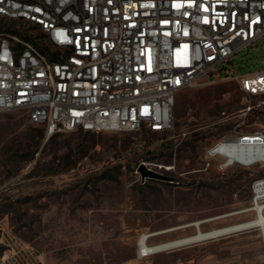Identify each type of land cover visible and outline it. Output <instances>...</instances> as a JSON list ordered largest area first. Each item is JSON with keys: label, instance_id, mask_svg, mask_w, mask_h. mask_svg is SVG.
Returning <instances> with one entry per match:
<instances>
[{"label": "rangeland", "instance_id": "374dc122", "mask_svg": "<svg viewBox=\"0 0 264 264\" xmlns=\"http://www.w3.org/2000/svg\"><path fill=\"white\" fill-rule=\"evenodd\" d=\"M0 22L32 28L19 20ZM224 65L234 74L264 70V36ZM248 105L255 109L244 114ZM263 127L264 94L249 95L233 79L180 91L174 128L161 132L47 135L24 110L0 112V249L2 240L16 236L33 245L44 264H264L258 226L138 256L144 233L196 220L208 230L258 215L251 198L264 163L220 170L225 158L210 150L223 138ZM145 163L171 179L143 178L139 167ZM196 229L179 227L149 243Z\"/></svg>", "mask_w": 264, "mask_h": 264}, {"label": "built area", "instance_id": "2783aa9c", "mask_svg": "<svg viewBox=\"0 0 264 264\" xmlns=\"http://www.w3.org/2000/svg\"><path fill=\"white\" fill-rule=\"evenodd\" d=\"M0 19L32 27L0 30V112L24 110L47 135L171 130L178 93L203 82L233 79L264 94V70L224 65L264 36V0H0ZM254 133L264 141V127ZM223 157L220 170L242 164ZM260 203L264 177L253 183L251 208ZM2 243L0 264L45 263L21 238Z\"/></svg>", "mask_w": 264, "mask_h": 264}, {"label": "bare ground", "instance_id": "6f19581e", "mask_svg": "<svg viewBox=\"0 0 264 264\" xmlns=\"http://www.w3.org/2000/svg\"><path fill=\"white\" fill-rule=\"evenodd\" d=\"M247 135L249 136L244 143H242V136ZM261 136H264V133H260ZM257 133H246L241 136H237L234 139H228L225 143L217 146L215 149L211 150L214 151H221L222 155L226 157V163H231L232 161H239L242 164H253L256 162L264 163V141H260ZM264 204H259L257 206L258 215L255 218L229 224L223 227H215L212 229L205 230L201 227V224L204 220H196L190 223H186L179 227H187V226H196V231L190 235H186L183 237H179L176 239H171L164 241L162 243H158L152 245L149 243V238L151 236L167 232L170 230L177 229L179 227H173L166 230H160L157 232L152 233H144L139 239V258H145L146 256L162 252L165 250H170L173 248L185 246L188 244L205 241L212 238H218L221 236L230 235L232 233H236L243 229L251 228L254 226H258L261 229L263 241H264ZM248 209H244L241 211H236L234 213L247 211Z\"/></svg>", "mask_w": 264, "mask_h": 264}, {"label": "water", "instance_id": "95a60500", "mask_svg": "<svg viewBox=\"0 0 264 264\" xmlns=\"http://www.w3.org/2000/svg\"><path fill=\"white\" fill-rule=\"evenodd\" d=\"M139 170L143 178L150 177V178H156V179H162V180L171 179L170 176L160 171L148 168L146 164H141L139 167Z\"/></svg>", "mask_w": 264, "mask_h": 264}, {"label": "trees", "instance_id": "16d2710c", "mask_svg": "<svg viewBox=\"0 0 264 264\" xmlns=\"http://www.w3.org/2000/svg\"><path fill=\"white\" fill-rule=\"evenodd\" d=\"M21 22L23 23V20H21ZM11 25H6L5 23H1L0 22V30L2 29V27H4V29H6V30H11V27H10ZM42 49H46L44 46H42ZM145 130H149V131H152V130H150V129H147V128H144ZM75 131H78L79 133H81V134H84V135H92V136H96L97 134V132H94V131H90V130H85V129H83V128H80V129H78V130H75ZM156 132V131H155ZM153 179H156V178H153ZM158 180V179H157Z\"/></svg>", "mask_w": 264, "mask_h": 264}]
</instances>
